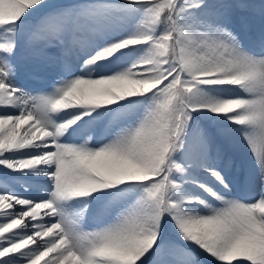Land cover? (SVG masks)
Masks as SVG:
<instances>
[{
	"label": "snow or ice",
	"instance_id": "snow-or-ice-1",
	"mask_svg": "<svg viewBox=\"0 0 264 264\" xmlns=\"http://www.w3.org/2000/svg\"><path fill=\"white\" fill-rule=\"evenodd\" d=\"M0 264H264V0H0Z\"/></svg>",
	"mask_w": 264,
	"mask_h": 264
}]
</instances>
